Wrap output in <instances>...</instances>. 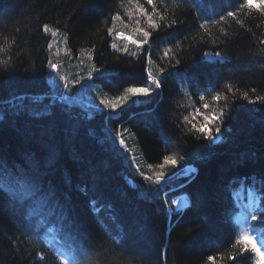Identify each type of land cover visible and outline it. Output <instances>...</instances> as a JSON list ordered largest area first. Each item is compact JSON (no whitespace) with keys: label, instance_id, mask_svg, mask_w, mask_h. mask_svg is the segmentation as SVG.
I'll return each mask as SVG.
<instances>
[{"label":"trees","instance_id":"16d2710c","mask_svg":"<svg viewBox=\"0 0 264 264\" xmlns=\"http://www.w3.org/2000/svg\"><path fill=\"white\" fill-rule=\"evenodd\" d=\"M122 2L0 0V102L26 96L31 111L49 110L35 119L3 104L0 160L9 176L25 175L28 159L38 160L47 203L37 204L33 217L31 205L21 207L0 193V264H60L57 249L71 243L90 249L91 264H251L245 257L231 261L228 256L236 252L232 244L239 235L234 196L242 190L245 203L244 192L253 181L258 188L264 177V100L257 99L264 97V16L238 12L240 23L227 18L210 24L208 35L199 25L226 17L242 0H166V15L177 23L153 33L155 63L149 66L112 48L119 32L129 35L135 26L125 17L128 28L117 23L116 33L107 34L109 11L123 14ZM44 24L61 35L44 33ZM51 43L67 48L60 61L73 78L86 58L81 51L94 48L97 66L111 71L98 84L114 97L126 87L143 86L149 67L154 74L157 67L167 68L164 52L170 48L169 56L180 59L178 70L195 87L186 92L165 73L162 95L132 103L117 117L90 118L82 108L53 98ZM216 51L223 62H216ZM218 92L228 97L227 104L220 103L228 115L224 141L210 146L191 129L217 107L212 96ZM244 93L257 103H249ZM117 131L124 132L122 146L113 142ZM53 151L49 167L47 156ZM165 155L183 160L161 168ZM186 167L194 173H186ZM161 172L166 179L157 183ZM244 177L249 179L241 187ZM151 193H157L156 203L146 197ZM180 197L188 202L183 210L163 206Z\"/></svg>","mask_w":264,"mask_h":264},{"label":"snow or ice","instance_id":"6c2138e0","mask_svg":"<svg viewBox=\"0 0 264 264\" xmlns=\"http://www.w3.org/2000/svg\"><path fill=\"white\" fill-rule=\"evenodd\" d=\"M145 4L148 6L145 7ZM166 0H144L142 4L140 0H123L120 4V8L124 9L123 14L121 11H109L108 19L111 22V27H108L107 34L113 35L117 30V23L128 28L129 25L125 23V17L129 22H134L135 26L130 29L129 35H124L123 32L118 33L119 36H123L125 40H128L132 45H135L136 51H130L127 44L123 48L117 47L115 43L112 44V48L117 52H123L129 56L144 59L146 64L151 66L155 63L153 59L150 48L153 39V33L160 31L162 27L172 28L176 25V20H169L168 15H166ZM150 9V10H149ZM247 11L248 14L257 13L264 16V0H242L239 4L238 10L228 11L226 17L222 16L214 21H205L199 25L200 29L208 35H211L210 24H220L225 19L231 18L232 20L240 23L238 12L243 13ZM43 32L50 34L52 37L60 36L58 29L50 27L48 24L43 25ZM65 45L68 43L67 36L62 37ZM264 44V41H261ZM145 46H148L146 49ZM48 47L51 49L52 44ZM3 49H0L2 51ZM59 47L56 50V54L59 55ZM67 52V48H65ZM173 50L170 48L164 52V57L168 60V67H157L156 74L151 71L149 67L146 72V80L143 86H129L122 90V94L116 96L112 100L107 98H101L99 104L103 106L104 109L111 112H116L122 105L128 104L129 102L135 103L138 97H152L154 95L160 96L163 94L164 89V76L167 73L170 76L176 77L179 80L181 88L185 89L186 92L189 89L195 87L194 82H191L188 77L183 76L178 70V65L180 64V59L177 57L173 59L169 56ZM95 49H89L87 51H81V57H86L87 61L90 63V68L86 75H81L78 79L73 80L70 83L65 76H59V80L63 81V88L67 92H71L73 88L77 86L81 88L91 87L92 84H85V81L94 82L97 79H105L111 76V71L105 67H98L99 61L95 59ZM204 58L207 60L208 53H204ZM215 58L217 63H221L224 60L220 51L215 52ZM95 61V62H93ZM6 63V62H5ZM48 68L53 72L59 74V65L51 61L48 62ZM176 69V70H174ZM229 92L233 91L231 85H225ZM200 89L196 88L194 94H199ZM205 95L200 94L199 100L201 102L205 101ZM26 96H14L6 102H0V118L3 117V104L6 103L9 109L17 114L24 113L28 111L29 114L35 119H41L49 115V110L43 111H31L28 109L25 103ZM59 100H64L65 97L61 95ZM244 99L248 100L249 103L255 104L257 100H249L248 94L244 93ZM258 100H264V97H258ZM212 100L217 105L211 112V114L205 113L202 117L203 123L200 126L192 124V122L185 117V122L192 124V129L199 136L208 141V144L215 145L217 141H224V132L222 129L225 125V119L228 115L227 109L225 107H220L221 101L227 104L228 97L223 93H216L212 96ZM152 111L155 112L158 109ZM208 103H202V108L209 109ZM197 116H199L200 109L196 111ZM162 115V114H161ZM118 141L119 145H124V132L117 131L113 137V142ZM179 160H183V157L176 158L171 155H165L163 158V164L160 165L163 168L165 165H177ZM55 161V153L50 152L47 156V163L50 167ZM195 170L192 168L185 169L186 173H193ZM22 172L25 175L21 176L20 173H15L9 176L4 168L3 161L0 160V193H5L9 196L10 201L19 204L21 207L32 206L30 215L35 217L36 208L35 206L39 204L44 206L47 203V198L44 193L42 186V178L40 176L41 165L38 160L29 158L26 165L22 167ZM147 179V177H145ZM166 179L165 174L161 172L156 176V182L161 183ZM241 187H243L247 181L248 177L240 178ZM257 192L260 195H257ZM155 199V197H153ZM248 203L245 208L248 211V215L245 216L244 224L242 226L240 234L235 238L232 247L236 249V252L229 254L228 259L231 261H237L238 257H245L251 260V264H264V206H261L264 202V177H262V183L257 188L256 182L253 181L252 185L248 188ZM169 211H176V207L183 208L187 206V201L183 199H172L171 201H164V205ZM53 242L59 244L60 242L53 237ZM117 240L123 239L122 236L116 238ZM60 255V264H91L89 261L90 249L81 248L74 243L61 245L57 249ZM43 259V257H41ZM210 260H214L213 257H209Z\"/></svg>","mask_w":264,"mask_h":264},{"label":"rangeland","instance_id":"374dc122","mask_svg":"<svg viewBox=\"0 0 264 264\" xmlns=\"http://www.w3.org/2000/svg\"><path fill=\"white\" fill-rule=\"evenodd\" d=\"M124 35L126 36L125 33H124ZM120 40H125V39L123 38V36H119L117 34L115 39L113 40V43H115L117 45V47L123 48V46L117 44L118 41H120ZM58 41H59V39H58ZM125 41H126V44L128 46H132V47L136 48L135 45H132L128 40H125ZM51 44H53L52 48H51L53 50V51L51 50L52 51L51 52V55H52L51 60L54 59L53 63H57L59 65V74H57V72H53L50 69L52 71L51 72L52 76L48 81V83L51 87L52 93H53V98L55 100H59L58 98L61 95H63L65 97V99L59 100L60 102L66 103L68 105H76V106L82 108L86 112L87 116L90 118L96 114H105L107 116V118L117 117L122 110H124L125 108H127L128 106H130L133 103V102H129L128 104L122 105L116 112H111L109 110L104 109L103 106L99 104V100L101 98H107L108 100H112L115 97L109 95L107 92L102 90L101 86L98 84V79L95 80L94 82L85 81V84L91 83L92 84L91 87L81 88V87L77 86L76 88H73L70 93L65 91L63 88V81L59 80V76L67 77V79L70 83V86H71V82L73 80L78 79L81 75L87 74V71L90 68V63L85 58L81 69L79 71H77L76 78H73V77L68 75L69 71L68 72L65 71V68L63 67V64L60 61V59H61L60 55L65 54V49H64L63 44L61 45V47L57 46V43H51ZM123 44H125V42ZM58 47L60 49L59 55L56 54V50ZM129 50L130 51H136V50H131L130 48H129ZM120 53L124 54L123 52H120ZM124 55H127V54H124ZM127 56H129V55H127ZM209 59H211V58H209ZM152 97H138L135 100V104L141 103L142 101H146L147 99H150ZM107 131H109V129ZM110 133L114 134L115 132L112 129V131L110 130ZM132 161L134 162V165L138 164L137 161H134V160H132ZM141 162H142V159H141ZM187 168L188 167H186L185 169H187ZM242 194H243V191L241 190L239 193H236L234 196L235 202H236V204L240 210V215L236 219V225L239 228V234H240L242 226L244 224L243 218L248 215V211L245 208V205L249 202L248 201V190H246L244 192L245 203H243V201H242V198H243ZM146 197L155 203H156V199H158L157 193L148 194V196H146ZM153 197H155V199ZM57 256H58V259L60 260L59 253H57Z\"/></svg>","mask_w":264,"mask_h":264},{"label":"bare ground","instance_id":"6f19581e","mask_svg":"<svg viewBox=\"0 0 264 264\" xmlns=\"http://www.w3.org/2000/svg\"><path fill=\"white\" fill-rule=\"evenodd\" d=\"M177 199H183V200H186L185 198H183V197H180V198H177ZM187 201V200H186ZM186 207V206H185ZM185 207H183V208H179L178 206L176 207V209L177 210H182V209H184Z\"/></svg>","mask_w":264,"mask_h":264},{"label":"water","instance_id":"95a60500","mask_svg":"<svg viewBox=\"0 0 264 264\" xmlns=\"http://www.w3.org/2000/svg\"><path fill=\"white\" fill-rule=\"evenodd\" d=\"M194 173V172H193ZM193 173H191V174H193Z\"/></svg>","mask_w":264,"mask_h":264}]
</instances>
